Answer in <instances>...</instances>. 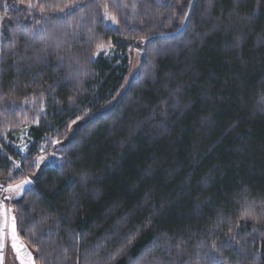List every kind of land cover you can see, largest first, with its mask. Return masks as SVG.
Instances as JSON below:
<instances>
[{
	"label": "trees",
	"instance_id": "16d2710c",
	"mask_svg": "<svg viewBox=\"0 0 264 264\" xmlns=\"http://www.w3.org/2000/svg\"><path fill=\"white\" fill-rule=\"evenodd\" d=\"M0 21V181H33L38 264H264V0H0ZM122 39L144 60L108 108Z\"/></svg>",
	"mask_w": 264,
	"mask_h": 264
},
{
	"label": "rangeland",
	"instance_id": "374dc122",
	"mask_svg": "<svg viewBox=\"0 0 264 264\" xmlns=\"http://www.w3.org/2000/svg\"><path fill=\"white\" fill-rule=\"evenodd\" d=\"M122 1L124 3V7H125L127 13H131V11H132V0H122ZM158 1L166 3L169 0H158ZM106 20L110 26L117 27L118 23L115 20H113L109 14H106ZM0 26H1V21H0ZM119 42L128 46V57H129L130 70H129V74H128L125 86H124L122 92L120 93L118 99H116L112 104H110L108 106V108L115 105V103L121 98V96L127 92L132 81L139 74L141 63L144 60V50L140 46V44H139L140 42L126 40V39L119 40ZM114 51H115V48L112 46H108V47L103 48V52H105L106 54H111ZM80 125H81V123L76 125L75 127H73V129L71 130V135H73L74 131ZM13 139H14L15 145H16L18 151L20 152V154L22 155V157H26L28 155L29 148L32 144V138L30 135L29 128L26 127L24 129H21L19 132L15 133L13 135ZM55 145H57V144H55ZM49 159H51L50 158V148L45 143L41 147V156L37 160V163L43 164V163L47 162V160H49ZM22 162H23L22 159L15 161V169H14L15 172L18 169H22ZM55 162L57 163V162H59V160H56Z\"/></svg>",
	"mask_w": 264,
	"mask_h": 264
},
{
	"label": "flooded vegetation",
	"instance_id": "af4514ba",
	"mask_svg": "<svg viewBox=\"0 0 264 264\" xmlns=\"http://www.w3.org/2000/svg\"><path fill=\"white\" fill-rule=\"evenodd\" d=\"M19 183L11 184L0 181V264H18L10 246L9 232L12 216H16L18 197L26 187L15 188L14 186ZM4 206L6 209L3 208ZM9 209L12 210L10 211ZM5 224L8 227H5Z\"/></svg>",
	"mask_w": 264,
	"mask_h": 264
},
{
	"label": "water",
	"instance_id": "95a60500",
	"mask_svg": "<svg viewBox=\"0 0 264 264\" xmlns=\"http://www.w3.org/2000/svg\"><path fill=\"white\" fill-rule=\"evenodd\" d=\"M25 181H27V182L25 183ZM17 185L26 186L18 197V199L20 200L25 195V193L32 188L33 181L26 179V180L21 181ZM17 185H15L14 187L16 188ZM3 208L6 209L5 206ZM9 210L11 211L12 209H9ZM13 217L15 218L16 233L19 237V241L22 242V244H23V247L19 248V250H17L16 248H13L12 239H11V227H10V232H9L10 246H11L12 251L16 257L18 264H22V261H23V264H29V258H28L29 253L31 254L33 264H38L37 260H36L35 253L31 250V248L28 246V244L23 240V238L19 234L16 216L13 215L12 220H13ZM12 220H11V224H12Z\"/></svg>",
	"mask_w": 264,
	"mask_h": 264
},
{
	"label": "snow or ice",
	"instance_id": "6c2138e0",
	"mask_svg": "<svg viewBox=\"0 0 264 264\" xmlns=\"http://www.w3.org/2000/svg\"><path fill=\"white\" fill-rule=\"evenodd\" d=\"M29 6H31L30 3H29ZM112 19L115 20V17L113 16ZM26 182L27 181H25V183ZM21 186L22 185H17L16 188L19 189ZM9 190H11V189H9ZM5 227H8V225L5 224ZM10 227H11L12 246H13V248H16L17 250H19V248L23 247V244H22V242L19 241V237L16 233V226H15V218L14 217H13L12 224ZM28 258H29V264H33L30 253L28 254ZM22 264H23V261H22Z\"/></svg>",
	"mask_w": 264,
	"mask_h": 264
}]
</instances>
